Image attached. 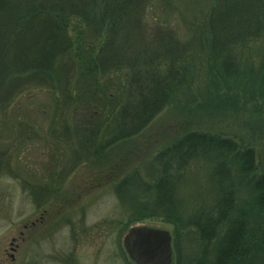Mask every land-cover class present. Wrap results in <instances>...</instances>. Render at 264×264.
I'll return each mask as SVG.
<instances>
[{
  "label": "trees",
  "instance_id": "obj_1",
  "mask_svg": "<svg viewBox=\"0 0 264 264\" xmlns=\"http://www.w3.org/2000/svg\"><path fill=\"white\" fill-rule=\"evenodd\" d=\"M158 1L0 0V71L10 90L0 113L19 107L28 90H47L50 106L40 104L39 113L53 122L54 137L61 127L77 140L73 162L107 166L115 146L133 144L174 108L186 121L155 142L161 149L149 181L136 171L116 187L121 202L122 189L136 202L128 227L149 219L171 226L174 264H264V168L256 150L198 129L204 119L263 108L264 0H176L194 14L185 36L166 26L170 12H153ZM201 172L214 202L196 213L182 192ZM188 243L199 249L193 258Z\"/></svg>",
  "mask_w": 264,
  "mask_h": 264
},
{
  "label": "rangeland",
  "instance_id": "obj_2",
  "mask_svg": "<svg viewBox=\"0 0 264 264\" xmlns=\"http://www.w3.org/2000/svg\"><path fill=\"white\" fill-rule=\"evenodd\" d=\"M166 3L168 1L156 2L152 11L157 13L165 9V12H170V16L165 18L166 26L178 27L181 35L185 36L184 24L190 21L193 12L176 0L173 5L167 6ZM154 17L159 18L150 14L152 20ZM190 35L194 49V35ZM202 75L199 67L192 93L199 86ZM5 77L6 74L0 71L1 106L10 92L4 84ZM48 93L47 90H28L19 107L0 113V262L12 264L11 255L14 253L11 244L12 240H16L20 246L16 264H65L67 258L74 257L78 264H132L123 248V240L130 229L147 227L171 234L173 229L157 219L128 227L131 206L136 202L132 200L130 189L120 190L122 196L127 197L125 202H121L116 187L136 171L148 182L152 159L161 149V145L155 142L172 136L186 118L174 108H169L142 136L132 140L133 144L115 146L116 150L108 155L107 166L95 165V159L91 160L92 164L87 160L75 164L72 152L77 151V140L67 136L61 127L58 128L59 137H54L53 122L39 113L42 110H39L40 104L50 106L51 94ZM254 99H260L259 95H254ZM260 124L264 125V106L259 111L250 105L237 118L204 119L198 124V129L251 145L256 150L257 164L262 169L264 130L261 137H256L260 134ZM75 126L69 117L65 128L72 131ZM106 130L105 127L103 131ZM103 139L99 138L98 144H102ZM145 145L150 146L151 151L136 155L140 146ZM119 147L124 151H119ZM105 151L108 153V150ZM108 170H114V176L110 177ZM196 178L192 175L189 179H192L191 183L184 187L182 194L195 207L191 205L190 209L197 213L201 206H209L214 201L205 174L201 172ZM241 196L249 197L243 192ZM40 216H43L44 224L35 230H23L24 223L35 221ZM22 232L24 241L21 240ZM184 250L186 254H191V258L192 253L199 251L191 243L186 244Z\"/></svg>",
  "mask_w": 264,
  "mask_h": 264
},
{
  "label": "water",
  "instance_id": "obj_3",
  "mask_svg": "<svg viewBox=\"0 0 264 264\" xmlns=\"http://www.w3.org/2000/svg\"><path fill=\"white\" fill-rule=\"evenodd\" d=\"M123 248L132 264H174L172 235L165 230L132 228L123 240Z\"/></svg>",
  "mask_w": 264,
  "mask_h": 264
},
{
  "label": "flooded vegetation",
  "instance_id": "obj_4",
  "mask_svg": "<svg viewBox=\"0 0 264 264\" xmlns=\"http://www.w3.org/2000/svg\"><path fill=\"white\" fill-rule=\"evenodd\" d=\"M45 221H44V218L43 216H40L39 219H36L35 221H30V222H27V223H24L23 224V230L25 232L27 231H30V230H35L37 228H39V226H41L42 224H44ZM21 235V240L24 241L23 237H24V233H20ZM12 243L11 244V250L12 252L14 253V255H11V259H12V264H16V254L19 252V249H20V246L16 244V240H12ZM125 252V251H124ZM76 258L74 257L73 259L71 258H67V262L65 264H78L77 262H75ZM0 264H5L4 262H0Z\"/></svg>",
  "mask_w": 264,
  "mask_h": 264
}]
</instances>
